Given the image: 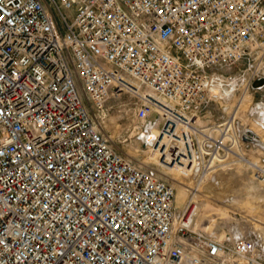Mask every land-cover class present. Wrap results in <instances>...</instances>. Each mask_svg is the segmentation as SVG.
<instances>
[{"label":"built area","instance_id":"1","mask_svg":"<svg viewBox=\"0 0 264 264\" xmlns=\"http://www.w3.org/2000/svg\"><path fill=\"white\" fill-rule=\"evenodd\" d=\"M244 61L264 90V0H0V264H264L261 216L203 229L165 173L243 163L264 214V147L211 115Z\"/></svg>","mask_w":264,"mask_h":264},{"label":"rangeland","instance_id":"2","mask_svg":"<svg viewBox=\"0 0 264 264\" xmlns=\"http://www.w3.org/2000/svg\"><path fill=\"white\" fill-rule=\"evenodd\" d=\"M248 61L233 68H219L214 71L215 76L223 79L226 89L233 90L232 96L224 98L222 105H214L211 115L214 121H221L226 117H234L241 129H246L264 138V127L257 121L263 120L264 90L245 92L243 70ZM215 79L213 88L217 91L218 80ZM234 82V83H232ZM220 92V91H219ZM113 115L107 122L106 130L115 141V148L132 157L141 158L155 163L157 155L142 144L133 130V125H125ZM135 125V124H134ZM262 126V127H260ZM263 128V129H260ZM150 150L152 147H149ZM163 161V159H162ZM249 167L239 164L226 169H192L185 173L181 169H167L165 173L175 185L176 205L182 207L193 200L198 208L201 228L212 224L218 233L228 227H237L240 215H258L264 221V214L259 210L255 189L251 181ZM216 170V171H214ZM239 202H233L235 198ZM247 198V199H246ZM204 224V225H203Z\"/></svg>","mask_w":264,"mask_h":264},{"label":"bare ground","instance_id":"3","mask_svg":"<svg viewBox=\"0 0 264 264\" xmlns=\"http://www.w3.org/2000/svg\"><path fill=\"white\" fill-rule=\"evenodd\" d=\"M218 76V75H217ZM217 76H215V79L217 78ZM217 80L219 81L218 82V88H217V91L215 90V88H213L218 94H219V96L221 97V99L222 100H224V98H227V97H229V96H232V94H233V92H234V87H233V90L232 89H230V90H228V89H226L225 87H224V85H223V79H219V78H217ZM216 81V80H215ZM232 83H234V82H232ZM220 91V92H219ZM263 115H264V110H263ZM259 124H262L263 125V127H264V116H263V120H262V123H261V119H259L258 121H257ZM260 127H262V126H260ZM260 129H263V128H260ZM254 134L257 136V138L258 137H261V136H258L257 134V132L256 131H254ZM158 135H159V130L155 127L154 129H153V131H152V134L147 138V141L149 142V143H152V141L154 140V139H156L157 137H158ZM261 142H262V144L264 145V138H261ZM151 152H153L154 154H156L157 155V150L155 149V147L154 148H151V150H150ZM174 169H181L184 173L188 170L189 171V168H174ZM192 171H195V169H192ZM214 171H216V170H214ZM190 172V171H189ZM241 198V197H240ZM239 197L238 198H235L234 200H233V202H239L241 199H240ZM247 199V198H246ZM199 223H200V219H199ZM204 225V224H203ZM214 227H212V224H210V225H208V227L206 226V229L207 230H212ZM203 229H205V228H203ZM240 229L239 228H235L234 229V232L235 233H237L238 231H239Z\"/></svg>","mask_w":264,"mask_h":264},{"label":"water","instance_id":"4","mask_svg":"<svg viewBox=\"0 0 264 264\" xmlns=\"http://www.w3.org/2000/svg\"><path fill=\"white\" fill-rule=\"evenodd\" d=\"M263 86H264V78L257 80L253 84V88H255V89L261 88ZM244 140L246 142L253 143L256 146H263L264 147V145L258 140L257 136L251 131L247 132V135L244 136Z\"/></svg>","mask_w":264,"mask_h":264}]
</instances>
